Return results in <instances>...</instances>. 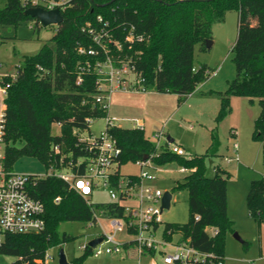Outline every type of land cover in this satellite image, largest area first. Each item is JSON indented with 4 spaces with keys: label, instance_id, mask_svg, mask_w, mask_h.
<instances>
[{
    "label": "trees",
    "instance_id": "16d2710c",
    "mask_svg": "<svg viewBox=\"0 0 264 264\" xmlns=\"http://www.w3.org/2000/svg\"><path fill=\"white\" fill-rule=\"evenodd\" d=\"M233 8L238 9L240 22L232 48L237 72L229 87L217 92L222 108L217 122L230 111L233 95L247 96L250 100L258 98L262 110L255 120L254 136L263 141L264 152V0H74L73 6L63 11V22L50 42L36 54L27 55L15 77H0L1 83L8 85L4 136L6 167L14 169L18 158L31 156L38 158L46 168L72 166L79 174L85 172L87 157L93 151L89 150V142L80 140L81 131L89 129L94 118L108 115L107 107L96 100L95 70L86 71L78 83L81 66L89 60L93 67L97 60L104 59V56L78 52L79 45L92 44V38L82 30L87 20L102 14L112 26L120 22L134 24L145 34L146 41L130 49L125 45L124 58L130 68L143 78L148 88L187 96L211 74L207 67L196 69L195 46H207V41L213 39L214 25L224 21L226 13ZM25 10L21 0H0V26H17L33 18L25 15ZM252 17L257 20L256 27L250 22ZM55 124L60 126V133H54ZM108 130L119 139L122 147L119 170L125 160L137 161L146 155L158 165L177 162L192 169L174 186L189 193V220L168 226L183 231L184 237L190 238L191 244L198 249L224 257L219 242L228 230H233L228 212L227 177L221 173L225 170L219 165L213 176H208L206 168L207 158L218 154L217 129L212 130V142L204 153L186 152V155L174 153L167 145L158 147L145 136L141 127L114 125ZM55 146L59 147L58 151ZM79 159L83 162L78 166ZM32 194L46 206L45 230L37 234H8L0 245V253L21 257L28 264H44L41 259L49 248L61 247L75 238L60 232L62 222H89L94 218L95 207L107 215L123 210L121 202L89 205L77 190L70 189L66 182L53 175L38 180ZM247 205L250 216L262 222L264 177L251 181ZM198 215L200 218L196 219ZM208 226L218 229V233L208 232ZM91 253L92 248L88 247L70 263L85 264Z\"/></svg>",
    "mask_w": 264,
    "mask_h": 264
},
{
    "label": "rangeland",
    "instance_id": "374dc122",
    "mask_svg": "<svg viewBox=\"0 0 264 264\" xmlns=\"http://www.w3.org/2000/svg\"><path fill=\"white\" fill-rule=\"evenodd\" d=\"M250 22L256 27V18L252 17ZM239 23L238 9L233 8L226 13L224 21L214 25L212 45L195 46L196 69L204 66L211 74L198 84L191 95L180 96L150 87L147 91L118 90L108 99V115L120 127L132 128L136 126L137 119L141 120L139 125L145 136L158 147L178 145L190 154L204 153L212 142V130L216 128L220 141L218 154L207 158L206 168L208 176H213L219 165L225 170V173H221L227 177L233 230H228L219 242L223 246L226 264H264V220L258 222L251 217L247 205L252 179L264 177L263 141L254 136L255 120L262 110L258 98L250 100L247 96L233 95L230 111L217 122L222 109L217 92L225 91L237 72L232 48L237 40ZM57 28V24L38 26L35 18H29L17 26H0V76H13L27 55L36 54L45 43L50 42ZM134 80L135 75H132L130 81ZM106 127V117L94 118L90 128L82 130L81 134L88 138L96 137ZM53 131L60 133V126L55 124ZM160 131L164 134L158 139L156 133ZM169 136L174 142L168 141ZM227 157L235 158L226 161ZM181 167L183 165L177 162L158 165L154 161L151 166L145 167L150 174L158 176L155 180H145L146 185L173 193L170 206L163 211V223L157 230L156 239L165 238L167 224H183L189 220V193L186 189L174 188L176 182L183 181L189 173L181 171ZM14 170L42 175L47 168L36 157L22 156L15 162ZM141 170V165L134 160H125L120 168L124 175H140ZM90 199L93 203H102L111 201V196L109 191L98 187ZM100 220L103 221L102 225L98 222L94 226L82 220L61 223L60 232L75 237L61 246L69 262L84 253L83 244H87L95 235L110 230L109 222ZM235 233L247 243L238 240ZM118 237L125 238L120 233ZM181 238V233L175 232L171 239L176 242ZM59 249L53 247L49 250L48 254L53 258L47 256L45 264H59ZM16 259L14 255L0 253V264H10ZM85 264H137V260L125 254L96 256L91 253Z\"/></svg>",
    "mask_w": 264,
    "mask_h": 264
},
{
    "label": "built area",
    "instance_id": "2783aa9c",
    "mask_svg": "<svg viewBox=\"0 0 264 264\" xmlns=\"http://www.w3.org/2000/svg\"><path fill=\"white\" fill-rule=\"evenodd\" d=\"M21 1L26 9L37 7L46 10L59 9L62 14L74 4V0ZM35 19L38 26L42 24L40 20ZM82 30L92 38V44L88 47L84 44L79 45L78 52L92 56H104V59L97 60L93 67L88 60L84 66H81L78 76V83H80L86 71L95 70L98 102L108 109V99L115 91L124 89L126 91H147L148 87L143 84V78L130 68L128 61L124 58L127 54L125 45L128 44L130 49L134 44L145 42V34L139 32L134 24L120 22L112 26L102 14H97L93 19L87 20ZM38 68L41 70L42 66L39 65ZM132 75H135L134 81H130ZM15 76L16 73L13 77ZM7 87L8 85L2 84L0 80V245L8 234H37L45 230L46 206L43 201L33 196L32 189L37 185L38 180L53 175L66 182L70 189L77 190L86 198L89 205L92 203L90 198L98 187L109 191L111 202L123 204L122 212L117 211L113 215H107L101 208H93L94 218L89 221L90 226L98 222L102 225L103 221L100 219H103L109 222L110 230L93 237H101V241L94 247H91L89 242L83 244L81 247L84 250L91 247L92 253L96 256L102 254L131 256L133 254L137 264H226L225 257L213 251L198 249L191 244L190 238L184 237L183 231L174 230L168 226L169 224L165 226V238L156 239L157 230L163 223L162 214L165 207L162 206L164 191L144 183L145 180L158 178L145 170L146 166L153 164V160L139 158L136 161L142 167L140 175L121 173L119 157L122 147L119 145V139L108 130L116 123L109 115L106 117V130L100 135L88 138L80 134V140L89 142V150L93 151V154L87 157L83 174H79L72 166L65 169L50 166L42 175L8 169L5 165L4 137ZM138 127L140 128L141 125ZM163 134L160 131L156 133V136L160 139ZM235 146L237 148V144ZM168 147L174 153L186 155V150L182 146ZM54 149L58 151L59 147L55 146ZM234 158L225 159L231 161ZM82 162L83 160L79 159L77 165H81ZM180 170L190 172L192 169L183 166ZM59 200L60 197H57L56 201ZM199 218V215L196 216V219ZM206 228L211 234L218 233V229L214 227ZM175 232H180L182 235V238L176 242L171 239ZM119 233L125 238L118 237ZM50 249L46 251L44 259H41L44 264L47 256L50 259L53 258L51 254H48ZM16 258L10 264H28L23 261V258Z\"/></svg>",
    "mask_w": 264,
    "mask_h": 264
},
{
    "label": "water",
    "instance_id": "95a60500",
    "mask_svg": "<svg viewBox=\"0 0 264 264\" xmlns=\"http://www.w3.org/2000/svg\"><path fill=\"white\" fill-rule=\"evenodd\" d=\"M25 15L31 16L33 18H37L40 20V22L44 26H48L50 24H61L63 22V14L60 12L59 9L54 10H46L43 8H28L25 10ZM213 43V40L209 39L207 41V47H210ZM168 140L173 142V138L168 137ZM148 156L146 155L144 159H147ZM172 192L170 190H167L164 192L163 198H162V206L165 208H168L171 204L172 200ZM235 237L242 241V238L239 236L238 233H235ZM101 241V237L93 238L89 241V245L91 247H94L98 242ZM59 264H71L66 257L65 251L63 247H60L59 253Z\"/></svg>",
    "mask_w": 264,
    "mask_h": 264
},
{
    "label": "crops",
    "instance_id": "0c3cea01",
    "mask_svg": "<svg viewBox=\"0 0 264 264\" xmlns=\"http://www.w3.org/2000/svg\"><path fill=\"white\" fill-rule=\"evenodd\" d=\"M136 122V126L135 127H138V125L141 123V120H136L135 121ZM170 137V136H169ZM171 138V137H170ZM168 141H170V140H168ZM170 142H172V141H170ZM173 142H174V139H173ZM167 146H169V144H167ZM121 168V167H120ZM254 179H257V177L256 178H254ZM253 180V179H252ZM230 206H231V203H230V201H229V197H228V212H229V208H230ZM230 213V212H229ZM229 216H231L230 214H229ZM244 241V240H243ZM130 257H133V258H135L134 257V255L132 254Z\"/></svg>",
    "mask_w": 264,
    "mask_h": 264
}]
</instances>
